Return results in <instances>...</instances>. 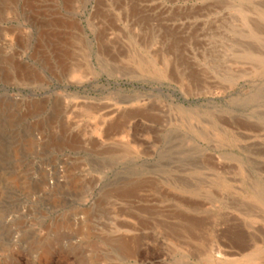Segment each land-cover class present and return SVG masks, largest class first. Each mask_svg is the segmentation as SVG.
I'll use <instances>...</instances> for the list:
<instances>
[{"label":"rangeland","instance_id":"obj_1","mask_svg":"<svg viewBox=\"0 0 264 264\" xmlns=\"http://www.w3.org/2000/svg\"><path fill=\"white\" fill-rule=\"evenodd\" d=\"M0 99V264H264V0H0Z\"/></svg>","mask_w":264,"mask_h":264},{"label":"bare ground","instance_id":"obj_2","mask_svg":"<svg viewBox=\"0 0 264 264\" xmlns=\"http://www.w3.org/2000/svg\"><path fill=\"white\" fill-rule=\"evenodd\" d=\"M32 1V0H28ZM49 1V0H48ZM74 1V0H73ZM17 2V1H16ZM34 4V3H33ZM50 6V5H49ZM67 6V5H66ZM32 9V8H31ZM55 12V11H54ZM11 13V12H10ZM42 13V12H41ZM56 13V12H55ZM56 21V20H55ZM51 25V24H50ZM72 25V24H71ZM52 26V25H51ZM54 26V25H53ZM17 30V29H16ZM27 30V29H26ZM41 30V29H40ZM9 32V31H8ZM46 32V31H45ZM44 33V32H42ZM69 34V33H68ZM67 34V35H68ZM49 35V34H48ZM61 35V34H60ZM65 40V39H64ZM68 42V41H67ZM65 51V50H64ZM43 52V51H42ZM41 53V52H39ZM14 54V53H13ZM59 56V55H58ZM6 58V57H5ZM8 58V57H7ZM59 58V57H58ZM44 60V59H43ZM60 60V59H59ZM13 62V61H12ZM43 62V61H42ZM63 62V61H62ZM172 62V61H171ZM5 63V62H4ZM60 63V62H59ZM58 63V64H59ZM62 65V63H60ZM17 65V64H16ZM52 65V64H51ZM50 65V66H51ZM60 66V65H59ZM64 67V65H62ZM20 67V66H19ZM68 67V66H67ZM66 69V67H65ZM17 70V69H16ZM21 70V69H20ZM25 70V68H24ZM24 70H21L25 72ZM29 71V70H28ZM26 71V72H28ZM52 71V70H51ZM18 72V71H16ZM25 72V74H26ZM6 73V72H2ZM34 73V72H33ZM20 74V72H19ZM23 74V75H25ZM35 74V73H34ZM5 75V74H3ZM8 75V73H7ZM6 76V78L9 76ZM10 75H13V73H10ZM29 76V75H28ZM36 76V75H35ZM10 77V76H9ZM4 79V78H3ZM9 79V78H8ZM42 81V80H41ZM9 94V93H8ZM1 100V99H0ZM6 104V103H5ZM34 104V103H33ZM40 108V107H39ZM33 109L36 110L38 109V104L33 105ZM121 109V108H120ZM124 109V108H123ZM19 110V109H18ZM90 110V109H89ZM127 110V109H126ZM126 110H123L122 113H119V116L117 119L111 123V125L117 126V125H122L125 126V123L128 122L129 115L130 113ZM112 112V111H111ZM110 113V112H109ZM24 114V113H23ZM26 116V115H25ZM62 116V115H61ZM118 122V123H117ZM117 123V124H116ZM40 125V124H39ZM110 125V124H109ZM33 127V126H32ZM31 127V128H32ZM54 127V126H53ZM110 127V126H109ZM111 127V128H112ZM40 128V126L38 127ZM56 128V127H55ZM122 128V127H121ZM53 130V129H52ZM66 130V129H65ZM64 131V130H63ZM62 131V132H63ZM66 132V131H65ZM107 132V131H106ZM75 135V133H74ZM16 136V135H15ZM39 136V135H38ZM52 136V135H51ZM30 138V137H29ZM51 141V140H50ZM71 141V140H70ZM42 143V142H41ZM44 143V142H43ZM55 143V142H54ZM31 144V143H30ZM40 144V142H39ZM19 145V144H18ZM52 146V145H51ZM69 146V145H68ZM67 146V147H68ZM70 147V146H69ZM48 148V147H47ZM94 152V151H93ZM50 158V157H49ZM54 158V157H53ZM27 164V163H26ZM71 167V166H70ZM17 174V173H16ZM88 175V174H87ZM1 176V175H0ZM13 176V175H12ZM15 176V175H14ZM20 176V175H19ZM12 178V185L16 187V189H19L21 193L26 197L27 201L32 204L37 202L41 209L44 211H55L59 208H62L65 206V204L71 200L72 198H76L83 192V185L82 182L78 181L80 179H77L75 177L70 178L67 181H63L64 175L63 172L56 166L52 164H46L40 171H38L34 176L28 178V179H21V178ZM31 176V175H30ZM2 178V177H1ZM10 180V179H9ZM88 180V179H87ZM10 183V182H9ZM11 185V186H12ZM6 187V186H4ZM14 187V188H15ZM150 187V186H149ZM7 188V187H6ZM10 188V187H9ZM118 188V187H116ZM7 190V189H4ZM12 190V189H11ZM113 190V189H112ZM120 190V189H119ZM10 191V190H9ZM127 190L125 189L124 192ZM133 191V190H132ZM17 192V191H16ZM5 193V191H4ZM12 193V192H11ZM18 193V192H17ZM118 193H122L119 191ZM128 193V192H127ZM125 194V193H123ZM133 194V193H132ZM161 194V192H160ZM3 189L2 186L0 185V201L2 200L3 197ZM128 195V194H127ZM124 196V195H123ZM6 197V196H4ZM19 198V197H18ZM4 200V199H3ZM16 201V200H15ZM129 201V200H128ZM77 202V201H76ZM3 203V202H2ZM109 204V203H108ZM117 204V203H116ZM37 206V205H35ZM98 206V205H97ZM96 206V207H97ZM1 207V206H0ZM29 207V206H28ZM33 208V207H31ZM29 209V208H27ZM38 209V208H37ZM96 209V208H94ZM31 210V209H30ZM33 210V209H32ZM40 210V209H39ZM98 210V209H97ZM37 211V210H36ZM64 212V211H63ZM35 213V212H34ZM38 213V212H37ZM177 213V212H175ZM57 214V213H56ZM83 216V222H82V228L80 231H85V233L89 234V230L92 229L93 227V214H89L83 204L78 207L76 210H71L67 212L62 218L56 219L53 221L51 224H49L46 229L49 232L55 231L58 232L60 230L66 229L70 225L73 224V220L75 219L76 216L78 215ZM34 215V214H33ZM32 215V216H33ZM50 215V214H49ZM126 216V215H125ZM36 217H38L36 215ZM51 217V216H49ZM57 217V215H56ZM53 218V217H52ZM35 219V218H34ZM45 219V218H44ZM49 219V218H48ZM51 219V218H50ZM49 219V221H50ZM54 219V218H53ZM186 219V218H185ZM96 220V219H95ZM40 221V220H39ZM43 221V220H42ZM40 221V222H42ZM46 221V220H45ZM31 223V222H30ZM43 223V222H42ZM44 224V223H43ZM48 224V222H47ZM45 225V224H44ZM43 225V226H44ZM41 227V226H40ZM44 228V227H43ZM38 230V229H37ZM77 231V229L75 230ZM185 231V230H184ZM48 234V233H47ZM177 234V233H176ZM182 235V234H181ZM31 236V235H30ZM94 236V235H93ZM128 244L124 241H121L118 243L117 249L120 252H126L128 250ZM130 250V249H129ZM127 253V252H126ZM129 257V256H128ZM262 264V263H261Z\"/></svg>","mask_w":264,"mask_h":264}]
</instances>
